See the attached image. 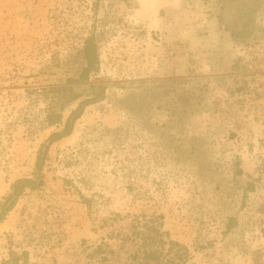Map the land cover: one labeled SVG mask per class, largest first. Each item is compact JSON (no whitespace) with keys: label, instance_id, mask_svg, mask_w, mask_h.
I'll return each mask as SVG.
<instances>
[{"label":"rangeland","instance_id":"1","mask_svg":"<svg viewBox=\"0 0 264 264\" xmlns=\"http://www.w3.org/2000/svg\"><path fill=\"white\" fill-rule=\"evenodd\" d=\"M38 163L0 264H133L136 220L180 264H264V0H0V204Z\"/></svg>","mask_w":264,"mask_h":264},{"label":"trees","instance_id":"2","mask_svg":"<svg viewBox=\"0 0 264 264\" xmlns=\"http://www.w3.org/2000/svg\"><path fill=\"white\" fill-rule=\"evenodd\" d=\"M84 55L87 60V67L84 69L83 73L88 72L94 67L95 63L98 61V56L93 45L90 41L86 42ZM82 73L81 78L84 76ZM51 119V118H49ZM39 159V157H38ZM37 172L34 179H23L18 181L13 186L12 193L5 199V201L0 204V217L5 211L14 203L15 199L20 195V193L26 187V183L32 184L33 187H40L42 185V179L40 176L39 163L37 164ZM147 223V221L141 222L139 220L135 221L132 232L126 236L127 238H122V241L130 240L135 250L133 251L132 257L134 258L133 264H180V253H176L172 256H168V252H164L162 248L161 231L153 225ZM169 250H171L175 245V242H169ZM90 257L95 255H104L105 253L111 252L108 246L104 243L98 244L95 248H91ZM131 256V255H130ZM107 254L106 256H99V262L97 264H108ZM1 264H39L36 261H31L29 258V252L22 249L20 252L10 250L8 257L2 260Z\"/></svg>","mask_w":264,"mask_h":264}]
</instances>
